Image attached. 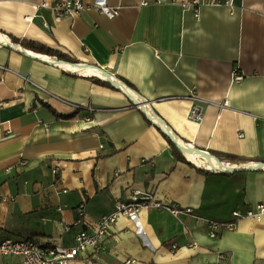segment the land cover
I'll return each instance as SVG.
<instances>
[{"label":"crops","instance_id":"obj_1","mask_svg":"<svg viewBox=\"0 0 264 264\" xmlns=\"http://www.w3.org/2000/svg\"><path fill=\"white\" fill-rule=\"evenodd\" d=\"M43 1L0 0V34L11 42L0 41V240L72 247L87 229L75 224L80 206L93 223L138 190L193 214L151 208L119 217L97 251L69 264H264V216L241 220L217 238L204 222H230L232 212L264 203V170L251 168L264 163V0H220L203 6L198 19L182 0L146 7L109 0L120 9L114 19L91 9L60 22L35 7ZM13 38L78 63L25 50ZM61 63L100 71L118 90ZM235 73L242 81L233 80ZM126 89L149 107L139 108ZM196 103L201 117L192 120ZM145 112L177 141L249 168L213 172L178 160ZM21 261L0 257V264Z\"/></svg>","mask_w":264,"mask_h":264},{"label":"built area","instance_id":"obj_2","mask_svg":"<svg viewBox=\"0 0 264 264\" xmlns=\"http://www.w3.org/2000/svg\"><path fill=\"white\" fill-rule=\"evenodd\" d=\"M162 0H141L140 5L146 7L151 4H160ZM180 4L184 10H192L195 17L198 19L200 17V10L205 5H221L220 0H182ZM227 5L231 6V1L226 2ZM37 9H50L54 15V21L60 22L65 19H71L82 16L89 10H95L98 13L104 15L108 19H114L120 14V9L112 7L109 4V0H95L93 4L89 5L84 2V0H44L39 5L35 6ZM67 70V69H66ZM71 71V70H67ZM76 72V71H73ZM78 73V72H77ZM81 75V73H80ZM91 77L104 78L101 74L86 75ZM25 81L33 85L39 93L44 95L52 96L45 88L39 84L30 80V78H24ZM242 76L239 73L233 75V80L235 82L242 81ZM129 90V89H126ZM133 94H135L133 92ZM128 96L132 102H136L139 108L149 107V103L140 100L136 94L133 96L128 93ZM196 101L197 97L192 96ZM77 109L76 105H73ZM223 107H228V102L223 103ZM201 106L199 104H194L190 113L189 118L192 120H198L201 117ZM147 113V112H145ZM147 116L156 124H158L164 133L170 132L169 126H163L151 113H147ZM165 124V123H164ZM243 136V134H241ZM190 146V145H189ZM192 147V146H191ZM207 154L210 152L205 151ZM193 153V152H192ZM194 159H190L187 153H183L186 160L193 163L196 167L213 172H223L232 171V167H243L242 165L231 164L220 160L217 156L212 154V157L195 152ZM218 161L222 162L225 166H221ZM19 166H26V162L21 158ZM248 167V166H245ZM252 169L264 170V163L256 164L251 166ZM12 168H8L7 171H11ZM59 168L55 167L52 170L53 175L56 177L58 182ZM67 192V191H64ZM7 200V199H5ZM151 208L155 209H165L174 217H178L183 212L186 214H193L191 208L181 209L177 204L165 205L155 199L152 195L143 193L141 191L135 190L130 196L128 202H119L115 206L113 213L103 216L97 221L90 223L86 219L85 206H80L78 211V216L75 221L76 225L84 224L87 229L81 231L75 238V245L72 247H64L58 245L42 246L36 240L32 238L24 239H6L0 240V257L8 256H18L21 257V264H69L71 261L75 260L82 254L97 251L104 240H106L111 235V229L119 217L125 218H137L141 211L149 210ZM59 211L61 209L59 208ZM264 216V203L258 204L254 209L232 212L233 220L230 222H216L213 220L205 219L204 222L208 229V235L211 238H217L222 230H234L236 228L237 222L247 219L255 218L259 220ZM202 220L201 218H197ZM175 249L176 246H173ZM220 260H224L225 256L220 255ZM92 264H98L92 261ZM218 264H223L219 262Z\"/></svg>","mask_w":264,"mask_h":264},{"label":"trees","instance_id":"obj_3","mask_svg":"<svg viewBox=\"0 0 264 264\" xmlns=\"http://www.w3.org/2000/svg\"><path fill=\"white\" fill-rule=\"evenodd\" d=\"M13 42L16 44H20L25 50L28 51H33L36 53H40V54H45L51 57H55L56 59H58L59 61H64V62H68L70 64H77V60L70 58L69 56H67L66 54L62 53L61 51L55 50L49 46L34 42V41H29V40H17L13 38ZM93 81L96 84H101L103 86H109L115 90H118V88H116L115 86H113L111 83L109 82H105L102 81L99 78H93ZM125 86L128 88L131 87V85L129 83H125ZM164 136L167 138L169 145L171 146L172 149V153L173 155L180 161H185V157L182 154V150L181 148L178 146V144L176 142H174V140L168 136L167 134ZM219 156H224L225 159L230 160V161H235V162H246L248 161L246 158L240 157V156H236V155H232V154H219ZM219 158V157H218Z\"/></svg>","mask_w":264,"mask_h":264},{"label":"water","instance_id":"obj_4","mask_svg":"<svg viewBox=\"0 0 264 264\" xmlns=\"http://www.w3.org/2000/svg\"><path fill=\"white\" fill-rule=\"evenodd\" d=\"M72 65H76V64H72ZM81 68V67H80ZM102 74V73H101ZM109 82V81H108ZM109 83H111V82H109ZM113 85V84H112ZM128 95V94H127ZM134 104H136V102H133ZM155 116V115H154ZM155 118L163 125V126H167V124L165 123V122H163L159 117H156L155 116ZM165 123V124H164ZM165 134H167L168 136H170L173 140H174V142H176L177 144H178V146L181 148V150H182V153H188V152H193V153H195V152H198V153H201V154H204V155H207L208 157H212V153L210 152V154H207L205 151H203V150H199V149H196V148H194L193 146L191 147V146H189V145H187V144H184V143H182V142H179V141H177L176 140V138H175V136H174V134L172 133V131H171V129H170V132H168V133H165ZM218 163L221 165V166H225L222 162H220V161H218ZM249 167H245V166H243V167H232V171H223V172H235V171H240V170H246V169H248Z\"/></svg>","mask_w":264,"mask_h":264},{"label":"bare ground","instance_id":"obj_5","mask_svg":"<svg viewBox=\"0 0 264 264\" xmlns=\"http://www.w3.org/2000/svg\"><path fill=\"white\" fill-rule=\"evenodd\" d=\"M0 41L7 43V44H11L10 40L8 38H6L5 36L3 37L1 34H0ZM44 58H46V57H44ZM61 65L64 69L76 71V72L81 73V74L83 73V74H87V75H93V74H100L101 75L100 71H96L92 68H88V67L80 68L79 66H72L69 64H65V63H61ZM127 92L132 94L133 96L135 95V94H133V92L131 90H127ZM187 155L190 159L195 158L194 154L191 152H188Z\"/></svg>","mask_w":264,"mask_h":264}]
</instances>
